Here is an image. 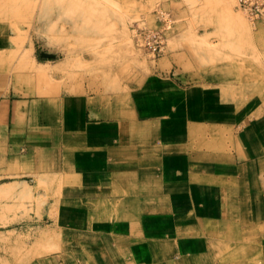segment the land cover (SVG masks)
I'll return each instance as SVG.
<instances>
[{
  "label": "crops",
  "instance_id": "obj_1",
  "mask_svg": "<svg viewBox=\"0 0 264 264\" xmlns=\"http://www.w3.org/2000/svg\"><path fill=\"white\" fill-rule=\"evenodd\" d=\"M8 81L0 191L47 198L50 223L61 187L68 236L37 264H264V116L210 111L207 87L162 74L122 94Z\"/></svg>",
  "mask_w": 264,
  "mask_h": 264
},
{
  "label": "rangeland",
  "instance_id": "obj_2",
  "mask_svg": "<svg viewBox=\"0 0 264 264\" xmlns=\"http://www.w3.org/2000/svg\"><path fill=\"white\" fill-rule=\"evenodd\" d=\"M160 14L171 22L155 58L136 31L163 28ZM160 74L184 88L207 87L210 111L236 115L242 124L260 119L264 23L253 25L236 0H0V76L20 91L122 94ZM52 186L45 187L52 191L50 223L41 216L47 198L8 194L10 187L0 196V264H37L61 252L68 234L56 215L61 187ZM251 255L262 264L260 251L244 252Z\"/></svg>",
  "mask_w": 264,
  "mask_h": 264
},
{
  "label": "built area",
  "instance_id": "obj_3",
  "mask_svg": "<svg viewBox=\"0 0 264 264\" xmlns=\"http://www.w3.org/2000/svg\"><path fill=\"white\" fill-rule=\"evenodd\" d=\"M236 9L242 12L253 24L264 23V0H236ZM164 20V27L156 30L138 29L136 39L155 58L162 55L165 45L164 29L171 20L160 14Z\"/></svg>",
  "mask_w": 264,
  "mask_h": 264
},
{
  "label": "bare ground",
  "instance_id": "obj_4",
  "mask_svg": "<svg viewBox=\"0 0 264 264\" xmlns=\"http://www.w3.org/2000/svg\"><path fill=\"white\" fill-rule=\"evenodd\" d=\"M207 1H208V2H210V1L212 2V0H207ZM25 56H26V55H25ZM26 57H27V56H26ZM26 57H25V58H26ZM22 62H23V61H22ZM24 62H26V60H25ZM24 62H23V63H24ZM7 191H9L8 188L2 189V190L0 191V196H1V195H5V194H7V193H8Z\"/></svg>",
  "mask_w": 264,
  "mask_h": 264
},
{
  "label": "water",
  "instance_id": "obj_5",
  "mask_svg": "<svg viewBox=\"0 0 264 264\" xmlns=\"http://www.w3.org/2000/svg\"><path fill=\"white\" fill-rule=\"evenodd\" d=\"M44 56L47 57V58H53L54 57L53 55H49V54H46Z\"/></svg>",
  "mask_w": 264,
  "mask_h": 264
}]
</instances>
